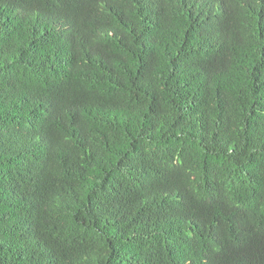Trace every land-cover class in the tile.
Listing matches in <instances>:
<instances>
[{
  "label": "trees",
  "instance_id": "trees-1",
  "mask_svg": "<svg viewBox=\"0 0 264 264\" xmlns=\"http://www.w3.org/2000/svg\"><path fill=\"white\" fill-rule=\"evenodd\" d=\"M0 264H264V0H0Z\"/></svg>",
  "mask_w": 264,
  "mask_h": 264
}]
</instances>
